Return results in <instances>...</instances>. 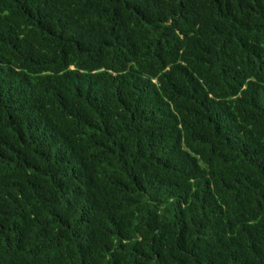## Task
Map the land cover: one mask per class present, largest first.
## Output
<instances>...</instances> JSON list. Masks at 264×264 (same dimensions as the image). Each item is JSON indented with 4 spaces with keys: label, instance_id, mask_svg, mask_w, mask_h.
<instances>
[{
    "label": "trees",
    "instance_id": "trees-1",
    "mask_svg": "<svg viewBox=\"0 0 264 264\" xmlns=\"http://www.w3.org/2000/svg\"><path fill=\"white\" fill-rule=\"evenodd\" d=\"M0 264H264V0H0Z\"/></svg>",
    "mask_w": 264,
    "mask_h": 264
}]
</instances>
